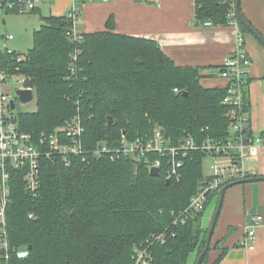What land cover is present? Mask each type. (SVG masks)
Returning <instances> with one entry per match:
<instances>
[{"label": "trees", "instance_id": "1", "mask_svg": "<svg viewBox=\"0 0 264 264\" xmlns=\"http://www.w3.org/2000/svg\"><path fill=\"white\" fill-rule=\"evenodd\" d=\"M231 2L195 0V17L226 24ZM42 20L20 64L26 84L36 90L37 103L36 111L17 114L23 131H53L78 114L89 150L98 141L117 146L122 133L130 140L150 137L156 128L173 142L187 135L197 143L226 137L228 119L221 102L226 89L203 86L198 67L176 65L155 40L113 32L109 20L107 30L82 33L77 72L68 78L74 49L66 35L70 22L66 15ZM107 116L113 119L110 125ZM158 156L151 153L149 158ZM204 156L189 153L180 178L169 183L165 162L160 176H151L143 159L112 160L107 153L98 158L91 153L71 156L69 165L59 158L43 159L36 195L25 189L21 173L13 171L9 242L27 254H12L7 264H135L138 246L147 247L148 264H194L209 227L202 222L203 211L215 194L204 210L191 213L184 223L174 221L190 197L213 180L204 174ZM159 233L165 234L163 242L151 238ZM220 244L212 246L211 239L201 264H219L226 250ZM214 247L220 248V255L209 261ZM2 255L0 250V264H5Z\"/></svg>", "mask_w": 264, "mask_h": 264}, {"label": "built area", "instance_id": "2", "mask_svg": "<svg viewBox=\"0 0 264 264\" xmlns=\"http://www.w3.org/2000/svg\"><path fill=\"white\" fill-rule=\"evenodd\" d=\"M140 1V0H134ZM155 2L156 0H141ZM41 0H0V27L3 15L7 11L18 13L29 12L35 9ZM233 0L227 13V24L238 28ZM70 25L66 31L69 40L74 43L73 52L70 54L68 65V78L77 72L78 55L81 53L82 30L79 25V8L72 5L66 12ZM204 25H212L210 20L203 21ZM236 32L235 48L224 58L220 65L218 75L226 81V92L222 99L225 106V117L228 119L227 135L225 138H206L197 143L192 136H185L177 142L164 137L159 128H156L150 137H137L130 140L122 133L117 146L109 147L104 141H98L93 148L84 147V126L78 114L63 122L53 131H23L19 127L17 113H15L16 89H30L35 95V88L28 86V78L20 72V64L26 59V54L18 53L7 47L5 40L13 39V34L6 33L0 28V250L2 258L7 264L12 254L17 258L26 257V250L11 248L7 230V209L11 203V181L13 171H19L25 189L36 195L40 187L41 163L45 160L59 158L61 162L69 165L71 156L85 158L90 154L94 158L108 154L112 160L119 157L143 159L148 168H160L163 162L166 179H179L181 168L189 153L200 151L212 156V172L208 174L212 181L204 186L197 194L190 197L188 205L181 210L174 223H184L191 213L204 210L210 195L216 194L222 184L253 175L245 165L247 158L256 153L264 140L252 131L250 117L244 107V88L247 74L251 65V58L244 48L243 35ZM5 56H8V58ZM19 82L20 86L11 91L10 84ZM175 92L179 90L174 88ZM15 94V95H14ZM14 102V107L11 103ZM23 104V103H22ZM151 153L158 157L149 158ZM31 217L32 214H29ZM262 216L253 217L252 223L247 226L240 245L246 247L253 241L256 228L261 224ZM164 233L152 234L151 238L164 241ZM152 240V241H153ZM151 241V242H152ZM135 264H148L151 255L147 247L138 246L134 249Z\"/></svg>", "mask_w": 264, "mask_h": 264}, {"label": "crops", "instance_id": "3", "mask_svg": "<svg viewBox=\"0 0 264 264\" xmlns=\"http://www.w3.org/2000/svg\"><path fill=\"white\" fill-rule=\"evenodd\" d=\"M72 5L79 8L82 32L107 30L110 20L115 33L155 40L176 65L198 67L200 83L205 87L226 85L218 75L219 68L235 48L236 32L240 31L243 49L251 58L245 87L246 110L252 131L264 140V46L254 34L227 23L204 25L195 17V0H41L33 12L24 13H38L40 27L43 16L65 15ZM238 7L245 21L264 39V0H240ZM6 22L3 17L2 24ZM34 26L32 35L39 29ZM245 165L253 173L251 177H264V146L250 155ZM257 215L262 216V222L256 228L253 241L249 246H241L245 229ZM217 242L226 249L219 264H264V180L235 184L226 189L212 246ZM220 252V248H212L209 261L215 260Z\"/></svg>", "mask_w": 264, "mask_h": 264}, {"label": "rangeland", "instance_id": "4", "mask_svg": "<svg viewBox=\"0 0 264 264\" xmlns=\"http://www.w3.org/2000/svg\"><path fill=\"white\" fill-rule=\"evenodd\" d=\"M38 13H9L4 14L3 17L6 18L7 22L5 25L1 24V30L4 28L6 33L13 34L14 38L11 40H5V45L10 49L15 50L18 53L26 54L31 48L32 45V27L33 25L36 28H39L37 18ZM11 91L13 92L14 88L19 87V82H12L10 84ZM15 95V94H14ZM15 113L19 112H34L37 109L36 103V92L34 98L29 102L22 104L18 98L15 101ZM213 157L210 155H205L203 158V171L205 175H208L212 172L211 166L213 163ZM220 190V189H219ZM219 190H217L216 194L211 197V201L207 204L206 209L203 211L202 222L204 226L210 223L212 214L215 210V206L219 196ZM193 256H191V260Z\"/></svg>", "mask_w": 264, "mask_h": 264}, {"label": "water", "instance_id": "5", "mask_svg": "<svg viewBox=\"0 0 264 264\" xmlns=\"http://www.w3.org/2000/svg\"><path fill=\"white\" fill-rule=\"evenodd\" d=\"M239 2H240V0H236V3H235V14H236V18H237L238 22L241 23L247 29L248 32H250L251 34H254V36L264 46V39L252 28V26L247 21H245L244 17L242 16V14L240 12V8L238 7ZM3 22H4V20H3ZM15 92L17 94L19 101L23 104L29 102L33 98V93L30 89L19 88V89H16ZM183 94L186 95L185 92ZM11 106L14 107V102L11 103ZM112 123H113L112 117L107 116V124L110 125ZM162 133H163V130H162ZM149 173L151 176H160V168L157 166H151L149 168ZM260 180H264V177L263 176L248 177L245 179H239V180H235L232 182H228L220 188L218 200H217V203L215 206V210L213 212L211 221L209 223L208 232H207V236H206V240H205V244H204L205 246L201 250L197 259H195L196 261L194 264H201L202 261L204 260V257L206 256L208 250H209L210 242H211L212 235H213V232L215 229V225H216L217 220H218V216L220 214V210H221V206H222V202H223V198H224V194H225L226 189L232 185H235V184L252 182V181H260ZM169 181H170L169 179H166V183H169Z\"/></svg>", "mask_w": 264, "mask_h": 264}]
</instances>
